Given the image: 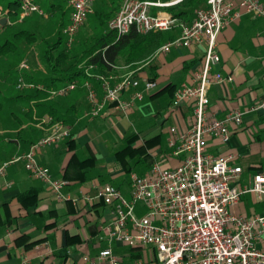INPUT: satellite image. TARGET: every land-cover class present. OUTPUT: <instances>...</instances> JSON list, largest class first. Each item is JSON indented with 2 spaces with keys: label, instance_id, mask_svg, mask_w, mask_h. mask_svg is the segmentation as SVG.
<instances>
[{
  "label": "crops",
  "instance_id": "1",
  "mask_svg": "<svg viewBox=\"0 0 264 264\" xmlns=\"http://www.w3.org/2000/svg\"><path fill=\"white\" fill-rule=\"evenodd\" d=\"M98 1L95 0L93 7ZM259 1L264 4V0ZM64 6L70 10L66 1ZM108 7L114 9V5L109 4ZM95 12L101 11L97 9ZM2 18L6 16L0 14V20ZM194 18L195 12L188 23ZM163 33L170 37L167 42L181 35L179 28ZM263 35L264 18L250 15L232 22L220 34L218 53L221 61L213 67V73L231 77L232 81L214 85L208 91L209 109L218 118H224L232 110H250L262 100ZM155 54L137 69L136 76L141 86L126 93L123 98L128 100L135 91L143 90L145 80H152L153 77H156L157 87L145 93L144 99L135 104L128 116L115 112L109 105L99 116L89 115L92 106L88 92L82 86L84 81L90 80L99 100L103 98V91L95 79L101 74L96 66L87 70V79L76 81L78 87L67 96L49 98L57 103L64 118L61 122L69 135L59 144L41 150L37 159L50 170L54 179L66 182L61 190L65 199L61 201L55 198L48 184L30 174L24 162L11 163L48 133L45 125L43 128L40 126V120L49 115L37 118L35 102L32 101V117L28 113V105L12 97L7 74L0 75V168L3 163H9L5 174L0 176V264H22L25 260L31 264H90L101 250L110 245L103 228L113 219L112 208L96 198L99 188L111 185L129 198L133 174L145 176L155 163L166 169L176 168L184 160L185 155H176V147L169 144L170 129L175 127L180 132L186 131L192 122L193 112L188 104L172 109V101L175 91L184 82H191L192 73L200 68L204 47L197 44L190 49L173 48L164 55ZM187 65L191 68L183 73ZM128 72V67L119 66L107 75L117 77L114 79L117 81ZM27 83L33 85L32 82ZM169 84L172 85L165 93L156 95ZM153 122L156 124L150 126ZM230 132L227 143L210 138L207 152L214 156L231 157L230 165L242 168L240 186L250 185L253 176L264 170V115L260 112L248 113L242 124L230 126ZM132 133L139 135L133 145L135 148L157 136H162V141L147 149V159L127 157L126 163H123L116 154L125 147L124 138ZM102 154L109 159L108 163H102ZM92 159L94 161L79 173V162ZM30 189L38 191L37 199L21 202L18 195ZM232 211L247 217L264 216V202L257 200L253 194H247L241 197ZM87 215L92 218L88 219ZM112 248L122 264H133L139 259L149 262L153 258L149 247L132 248L113 242Z\"/></svg>",
  "mask_w": 264,
  "mask_h": 264
},
{
  "label": "built area",
  "instance_id": "2",
  "mask_svg": "<svg viewBox=\"0 0 264 264\" xmlns=\"http://www.w3.org/2000/svg\"><path fill=\"white\" fill-rule=\"evenodd\" d=\"M19 22L33 14L44 11L35 0H20ZM71 11L70 22L64 28L67 46L72 47L75 37L93 12L95 0H65ZM182 0H124L120 11L110 20L109 29L119 36L134 29L139 34L168 32L176 28L180 37L165 43L156 56L164 55L173 48L204 47L200 68L192 73L191 82H184L174 93L172 109L192 104V122L189 128L180 132L170 129L169 144L176 147L175 154H184L179 166L166 169L159 163L153 164L145 176H131V195L125 197L111 185L99 188L96 198L112 208V221L104 228L109 246L99 252L90 264H122L112 248L119 242L132 248L149 247L153 253L151 261L136 260L133 264H264V216L247 217L232 211L241 197L253 194L264 202V170L253 176L250 185L240 186L241 167L231 166V157L214 156L207 152L208 141L214 137L223 143L229 141L231 125H240L244 116L251 112L264 115V94L262 100L247 111L232 110L224 118H218L210 111L209 89L214 85L232 81L220 73H213V67L220 63L218 39L232 22L244 15L264 18V4L259 0H208L207 6L195 11L191 23L184 22L170 13L155 10L168 8ZM264 43V35L262 36ZM21 67L28 70V60ZM95 66H91L94 68ZM89 70V69H87ZM138 70L129 71L119 80L117 77L96 75L95 79L103 91L100 101L90 80L82 84L88 92L92 106L89 113L99 116L107 105L128 116L145 93L157 87L156 81L145 80L144 88L135 91L128 100L123 96L141 86ZM33 88L23 79L18 89ZM78 87L76 82L50 91L51 98L67 96ZM48 133L31 145L28 152L12 160L24 162L30 174L48 184L58 200H64L62 188L65 181L56 180L50 170L39 163L38 153L59 144L69 135L61 121L51 116L40 120ZM9 163L0 168L5 174ZM144 211L142 214L139 212ZM47 246V244H45ZM47 250H50L47 246ZM22 264H31L25 260ZM48 264V263H38Z\"/></svg>",
  "mask_w": 264,
  "mask_h": 264
},
{
  "label": "trees",
  "instance_id": "3",
  "mask_svg": "<svg viewBox=\"0 0 264 264\" xmlns=\"http://www.w3.org/2000/svg\"><path fill=\"white\" fill-rule=\"evenodd\" d=\"M35 1L44 13L50 16L49 18L56 28L54 40L46 42L42 55L47 70L45 74L36 72L35 74H26V81L32 82L35 86L34 89H18L17 85L14 84L11 85L9 91L15 100L20 103H27L29 107L28 113L32 117L34 111L30 107V103L34 101V110L39 119L45 115L51 116L55 121H62L64 119L59 112L55 100L49 99L51 98L50 91L52 89L55 90L62 85L87 79V69L91 66L98 67L99 72L105 74L107 77L110 76L107 73L119 66L128 67L129 71L137 70L170 38L163 32L139 34L134 29L124 36H119L117 32L109 29L110 21L108 22L107 18L109 13L95 12L98 22L96 23L95 34L88 40L91 45L87 46L84 43L82 52L80 54H73L63 39V31L68 24L65 19L67 14L64 6L65 1L58 6H56V2L53 0ZM207 2L208 0H182L178 4L168 7L166 12L184 22H188L196 10L207 6ZM111 5H113V2ZM0 14L5 15L8 19V22L4 26H0L1 61L5 57L15 56L17 50H20L23 44L26 47L34 44L37 40V34L31 33L28 30H16L15 25L19 22L21 14L20 0H0ZM22 50H20V53ZM15 68L11 65L7 69L2 70L0 75L5 76V74L11 73ZM190 68L191 65H187L183 69V73H187ZM152 80L155 81L156 77H153ZM171 85L169 84L156 95L165 93ZM109 106L110 108L113 107L112 105ZM189 108L192 110V104L189 105ZM138 139L139 135L137 133H132L124 138L125 147L116 154L121 162L126 163L127 157L135 158L136 156H140L142 159H147V149L159 144L162 141V136H157L149 140L145 145L135 148L133 145ZM93 161L92 159L79 162V173L82 169L89 166V162ZM127 171L131 173V170ZM37 197L38 191L36 189H30L18 195V199L23 203L33 202Z\"/></svg>",
  "mask_w": 264,
  "mask_h": 264
},
{
  "label": "rangeland",
  "instance_id": "4",
  "mask_svg": "<svg viewBox=\"0 0 264 264\" xmlns=\"http://www.w3.org/2000/svg\"><path fill=\"white\" fill-rule=\"evenodd\" d=\"M56 2V4H63L64 0H53ZM123 0H103L100 3V0L96 2V4L93 7L92 14L88 17L87 22L84 24V26L81 28L78 35L75 37V43L72 47H68L73 54H80L83 50V44L85 43L87 46L91 45V43L88 41L96 32V23L98 22L97 17H95V11L98 9V11H101V13H109L107 16L108 22L111 18L114 17L115 12L119 9L121 3ZM113 2L114 9L109 8L108 5ZM106 5V6H105ZM167 8L157 9L155 11L157 12H166ZM66 22L69 24L70 22V15L71 11H66ZM169 13V12H166ZM31 17V18H30ZM28 19L22 22H18L15 27L16 30H28L31 33L37 34V40L34 44L27 46L22 45L21 49H23L20 53V50H17V54L15 56H9L5 57L0 61V73L2 70L7 69L11 65L15 69L12 70L11 73H8V79L11 85H18L19 80L23 79L26 83V74L28 73H43L47 70V67L43 61V52L46 47V42H52L55 38L56 28L51 22L50 16L44 13L43 15L35 14L34 16H30ZM60 17V15H58ZM67 24V25H68ZM63 39L67 45V39L65 36H63ZM19 53V54H18ZM28 60L29 69H23L21 67L22 62L24 60ZM120 73H124V71H121ZM109 77V76H108ZM0 88H2L0 83ZM35 88V87H34ZM27 89V87L25 88ZM25 103V102H24ZM27 104V103H26ZM159 122H157L158 124ZM156 124L153 122L150 124V126H154ZM121 145V144H120ZM118 146V145H117ZM116 146V147H117ZM120 147V146H119ZM119 149V148H118ZM102 163L106 164L108 163L109 159H106L105 156L102 154ZM4 164V163H3ZM2 164V165H3ZM113 184V183H112ZM240 185V184H239ZM56 198V196H55ZM142 211V210H141ZM144 211L139 212V209L137 210L138 214H142ZM88 219H91L92 216L87 215Z\"/></svg>",
  "mask_w": 264,
  "mask_h": 264
},
{
  "label": "water",
  "instance_id": "5",
  "mask_svg": "<svg viewBox=\"0 0 264 264\" xmlns=\"http://www.w3.org/2000/svg\"><path fill=\"white\" fill-rule=\"evenodd\" d=\"M6 22H7V18H2L0 20V26H4L6 24Z\"/></svg>",
  "mask_w": 264,
  "mask_h": 264
}]
</instances>
